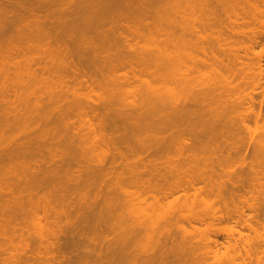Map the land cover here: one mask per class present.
<instances>
[{
    "label": "rangeland",
    "instance_id": "obj_1",
    "mask_svg": "<svg viewBox=\"0 0 264 264\" xmlns=\"http://www.w3.org/2000/svg\"><path fill=\"white\" fill-rule=\"evenodd\" d=\"M64 1H66L65 4L53 2L47 4L43 3L37 6L36 10L52 16L51 19L49 18L50 20L44 17L45 20H49H46L45 23L41 22L43 18L40 21L41 23L39 22L40 24H35V22H33L35 20L27 23L25 19V21H17L15 24L4 28L0 27V99H4L0 100V148L3 147V149H6V146L7 148H20L22 143V145L26 144V140L30 135V137L44 136L42 139L43 141H41V139L39 141L40 137L36 139L35 142L33 140L34 137L29 138L33 140L30 141L29 145H31V142H34L37 145L32 146V148H40L41 150L44 149V146L41 148V143L46 140H44V138L50 137V135L48 136L47 134V129L50 128L49 126H51V128L55 126L52 125L54 119L52 120L50 116L53 117L56 109L58 108L57 110L59 111L61 107H64L68 113V115L65 117V121H69L70 129L74 130L73 128H75L82 135V139L80 141L76 139V144L79 147H83V149L75 151L79 156L90 159L96 158V155L100 154V149L103 144L102 141H97L96 134L97 136L100 134V129L97 127V122L100 119L98 117H101V115L104 125L106 123V120L104 122V119L109 117L117 120L116 123L120 126L128 124H140L142 126L143 133L140 135L138 141L135 138L129 137L128 140L131 142V145H139L142 143L154 145L158 142L156 140V136L160 137L161 135L159 142L163 143V148L161 149L157 147L158 150L157 148L155 150L154 148L153 150L151 148V150L149 149L150 151L146 149L147 152H143L144 149H142L143 151H138L135 148L137 153L135 152L136 154H133V150V152L129 151L128 144L130 143H126L128 148L126 147L124 142V140L126 141L125 137L123 140L116 134V129L113 128L114 124L107 125V128L104 126L106 129L104 131L108 133V136H114L116 138L117 136L119 137V140L117 138L118 144L116 143V146L119 145L121 147L120 149L123 150L122 151L116 147V150L113 151L114 148L112 149V153L109 149V153L115 155L113 152L118 153L120 150V152H123L122 155L126 157L128 155L129 157H125L126 162L123 160L124 156L119 158L121 160L118 159L119 161L117 165H119V168L117 169V173L118 171L121 173L117 174L116 177L115 175L112 176V174L110 178L111 181L108 179V182H110L112 187L116 186L115 188L119 191V195L121 197H118L121 200L116 204V206L114 205L115 207L113 206L112 212H108L109 215L108 213L107 215L104 214L107 208L105 209L103 207L108 203L106 204L105 202L103 203L102 201L98 200H101V197L105 198V196L108 194V183L106 184V182L102 181L100 178H92L94 182L91 183L89 181L91 185L88 184V187L86 186V191L85 189L79 191L78 189H81L79 188L81 187V184H79L80 186L77 184L79 182H83L80 180L86 178L89 180V176H83L87 172L82 171L81 169L83 167L80 169L78 167V163L77 165L74 163V165L78 168H73L75 167L73 162L69 165V167L73 165L72 171L73 169H76V171L77 169H80L82 172L80 170L78 171L79 174L81 172V179H72L75 176L74 174H77V172L75 173V171H73L72 173L71 171L73 175L72 176L71 174H67L69 171L65 173L66 171L64 170L63 172L67 175V177L65 174L60 175H63L67 181H65L64 178L60 179L64 180L66 183L62 181V183H64L62 185L60 184L61 181L59 180L57 185L56 182L53 183L56 186V189H54L55 186L50 188L52 185L49 182L50 184L47 186L44 184V189V187L41 188L43 184V182H41V185H39V190L41 189V191L37 190V187L35 189L38 196L35 194L36 192H33V189L32 194L25 192V194H28L27 198L24 197L26 199L25 200L23 198L25 194H23L24 191H22L24 189H21L24 188L25 184H22L23 186L21 185L22 187L20 188L22 194L20 195L23 196L22 198L20 197V201H25L24 203L27 201L28 202L26 203L27 205L23 204L22 208L21 204L20 208L15 209L14 212H12L11 209H14L13 203L16 204V201H13L12 203V199L17 200V196H20L18 193L13 192L12 195H14V197H9V194H11L9 192L14 191V189H18L14 188L16 184L14 187L8 186L10 185L9 183H11L10 180L14 178L9 176L12 174L11 172L14 170V168L11 167L9 171H7L9 173L13 168L8 175L5 174L7 173L6 169H3V172L0 170V195L5 194L6 192L2 193V191L5 188L8 189L10 187L9 190H7L8 195H6V197L3 195L2 197L10 199V204H8L9 201L5 199L7 202V204L6 202L5 204L8 205V207L9 205H13V207H9L11 208L10 211L5 213L8 207H4V199L1 200L2 197H0V264H99V261L103 264H130V262L132 264H146V262L148 263L151 261L153 263L156 262L155 264H163L162 259H164V264H218V262H213V259L217 257L208 255L204 256L202 254L203 248L198 246V241H203L201 238H208V240L217 239L218 241H216L219 242V244H217V252L219 257L225 261H229L228 264H239L238 262L241 261V256L245 254L243 247L241 246L239 251H236L231 247L226 248L227 246L225 245L228 244V240H231L232 242L235 241V237L238 236V230H243L247 234H253L247 227H242L243 219L246 218L248 221L255 223L264 238V155L262 154V144L264 141V0H179L173 3V5H167L165 3L158 5L155 4L145 11L142 10L141 6L138 10H135L130 15L127 21L120 19L117 21H105L104 23L95 22L93 27H88L86 20L85 22L79 20V24H75L71 10H74V8L78 7V5L83 6L84 4H81L82 1L63 0V2ZM89 1L93 3L94 7L95 5H99L97 3L98 0ZM72 2L75 5H72ZM184 20H187L188 23L191 24V28L186 26ZM84 34L93 37H97L99 35V40L103 41L104 44H110L115 49H119L118 52H120V54L116 55L115 60L111 63V65L106 67L97 68L94 66H83V68L86 69H84L85 71L83 70L84 72L88 70V76H82L84 75L82 72H80V74L78 73L79 69L82 67H78V69L77 67H72V69L75 68V70H77L76 72L75 70L68 71L71 68L70 66V68L63 69L61 72L58 71L57 66L60 62L59 53L61 52V48H65L63 45L66 46L67 44L68 47L73 49V47L76 45L75 41L80 40ZM55 35L57 37H55ZM127 39H129V41H126ZM189 40H191V50L188 48V51H191V60L208 59L210 63H216L222 68L226 79L222 80L221 85L218 86L219 89L216 87L214 92L217 95L220 91H222L225 101L218 100L214 103L211 102V104H209L211 109H208L209 106L207 102H205L207 105L203 103L205 106L197 102L199 103V107L202 108L203 105V113H208L210 110L211 113L208 115L204 116L202 114V116L199 113L202 111L201 108V111H197L196 108L194 109L193 105L198 106V104L192 101L191 102L193 105L190 102L187 103L192 105V107L191 105L189 107H191L193 110H196V113L200 114L201 118L206 117L207 120H209V118L211 119L212 112H214V108L212 109V107L220 105L223 110L221 119H224H219V117L215 116L216 114L213 113L212 118L214 119L215 117L219 120L217 119V121L211 119L209 121H211V124H214L217 121L218 125L216 123L214 126H210L204 125L206 124V121L204 124H202V122H204L203 119L196 115V117L201 120V123L199 122L200 124L198 125V122H196L198 121L197 118L193 121L194 125L196 122L199 126H194V130L197 133H194L197 136H195V138L193 137V134L191 135V133H193L191 132L193 125L191 128H189L187 124L179 123V128L171 127L169 121L164 119V121L160 124L161 128H159V131L163 132L158 134L156 133L157 129L154 127V114L157 111H169L171 109V104L162 103L157 98L159 95L168 96L171 94V92H173L172 88L174 87V80H176L179 75L176 77L175 73H173L175 70L171 69L170 67L168 68L166 66V69H162L157 66L153 60L149 61L147 59L148 54L145 53L146 47L163 44L164 42L170 46H182L185 41L188 42ZM128 42L131 43V48L133 50L127 47V45H129ZM58 46L60 47V50H58L59 52H57ZM183 46L185 48H180L187 51V46ZM252 47H255L256 51H261L259 53V55L261 54L260 57L252 52L248 53V48ZM185 50L184 52H186ZM66 51L67 49L64 53L62 51V53L64 55H68L69 53L66 54ZM181 51L183 52V50ZM257 59L261 60V70L254 71L248 69V65ZM45 60L47 61V65L43 68L40 67L45 63ZM189 62L190 61L187 60V63ZM229 64H234V67L228 66ZM209 71L214 76L210 78L217 81V72L214 69H210ZM196 76H200V73ZM201 76L204 78L201 80H205L207 77L205 74H201ZM201 76L198 78H201ZM255 78L257 81L254 82ZM204 82L205 81H203L202 84L203 86H205ZM203 86H199L200 90L208 88L207 86ZM193 88L195 90L196 88L197 90L199 89L198 86H194ZM197 90L196 92L194 91V94L199 93ZM83 105H88L91 107L95 106L96 109L94 110L95 107H93V109H87V107L84 108ZM54 107L57 108L54 110ZM192 109L191 111H193ZM51 110L52 112L50 113ZM96 110L100 113V115H98L99 113L96 114ZM142 112L143 116L140 117L139 113ZM58 113L59 112L56 114ZM129 113L130 116L128 117ZM193 113L191 114V117H194L195 114ZM104 114H106L107 117ZM209 115L210 117L207 118ZM45 116L49 117H46L48 120L51 119L50 121H47V126L49 128H46L47 119L45 120V118H43ZM53 118L57 120L56 118L60 117L57 116ZM85 118H87L86 122ZM111 118H109V120ZM39 119H41L42 122H40ZM109 120L107 122H110V124L114 121ZM192 120L193 119L191 118L189 121ZM209 121H207V123ZM38 123L40 124L38 125ZM41 123L45 125H42ZM42 126H46L45 129L47 132L44 131ZM56 126L57 128H60V134H66V126L64 122ZM197 127L198 129H195ZM39 129H43L42 131H44L47 135H44V132L40 131ZM37 130L40 131L38 132L41 133V135H35ZM93 130H96L95 134L93 133ZM51 140L52 139L50 138L49 141ZM57 140L60 141L61 139L59 138ZM36 141H39L40 145H38L39 143L37 142V144ZM53 141L56 140H52V142ZM58 141H56V143ZM34 143L33 145H35ZM60 143L56 145L58 148L62 147V144L59 145ZM44 144H46V142ZM51 144L53 143H50V146L52 147ZM109 144L111 146L112 143ZM50 146L48 145L49 149ZM53 147H55V145H53ZM221 147L223 148V151ZM48 148L44 149L45 152L44 150L42 151L44 153H48L50 151ZM55 148L52 149L53 153L51 152L52 154L50 153L51 156L49 157L52 158V156L55 154L54 152L57 150L59 151L56 153L60 152L61 154L59 155L58 153L59 156L55 154L57 155V158L54 155L53 160L49 159L50 162H54V159H58V157L63 155L61 148ZM188 148L190 151L192 150L191 152L195 154L197 153L196 156L201 160L196 159L198 161H194L195 155L193 153L188 155ZM195 148L197 151H195ZM181 149L184 151L186 150L187 152H185L183 156L181 155V152H184L183 150L181 151ZM218 149L221 153L218 151ZM216 150L218 153H216ZM29 152L30 158L35 155H38L36 156L37 158H41V156H39L40 153H35L37 151H32L34 154H31V151ZM130 152H132V155ZM26 153L28 154V152ZM138 153H140L142 156H140ZM23 154L24 160H21V162L27 163L29 156L28 158L26 157L27 160H25V156L27 154L25 155V152ZM137 154L140 156V158L145 156L144 159L147 160V163L151 161L149 164H147L149 165L147 167L146 165L141 164L143 168L141 170H144V172H146L145 168L147 171L149 170L148 167H150V164H152L150 169L154 166L159 170L161 169L160 166L166 169L174 166L173 170L176 167L177 171L174 170L175 174L166 178L158 177L161 178L158 179L154 177L155 180L153 178L155 175L149 174L148 176L146 172L143 180H137L135 177H131L127 170V165L128 167H131V163L132 165L134 162L135 165L138 164L136 163L138 160ZM186 154L189 156L187 157L189 161L186 159L184 161L185 167L182 168V165L179 163L180 161L183 162V157H185ZM47 155L45 154V157ZM217 155L218 158H216ZM219 155L220 157H223L220 158ZM108 156L112 158L110 154H108ZM36 157L33 158L36 159ZM109 157H107V160L105 161L106 167L109 165H107L109 162ZM190 157L194 159L191 161V163L190 160L192 159ZM206 157H215V160L218 162L214 164L216 161L212 158L206 164L205 161L207 162V159L204 161V158ZM181 158H183V160ZM44 159L47 160L46 166L49 168L48 163L50 162L47 158ZM148 159H150V161ZM170 159H175V162ZM176 159H180V161H177ZM122 160L124 163L121 162ZM140 160H143V158ZM140 160L139 162H141ZM211 160H213V162ZM31 161L33 162L32 164L35 165L34 168L31 164L29 165H31V168L34 170V172H36V164L39 163L38 166H40V162L42 160L40 161L39 159V162L37 161V163L36 160H34L35 162L33 160ZM56 161L57 163L59 162V160ZM127 161H131V163L129 162L130 166ZM12 163L13 162L10 164L8 163V166H3V168H7L8 170ZM45 163H41L42 169L46 167ZM125 163L128 164L126 165ZM52 164L54 165L55 163H51L50 167ZM81 164L83 163H80V165ZM139 165L140 164L137 166L139 167ZM155 168L152 169L154 170ZM37 170L39 172L42 171L41 173H43V170L39 169V167ZM150 171L152 170H149V172ZM44 173L46 174L45 171ZM13 174L17 175L15 171ZM93 174L96 173L93 172ZM93 174L92 177H95ZM88 175L91 176V173ZM15 177H17L18 180L15 178L14 180L19 181L23 176L21 177L17 175ZM18 177H21V179ZM238 178L239 182L236 181ZM74 180L79 182L77 183ZM232 180L238 187L235 184V186H230V184H233V182L231 183ZM6 181L10 182L8 183ZM141 181L143 182L141 183ZM194 181H196L197 189L194 187L192 188L191 186L189 187L188 185V183ZM5 182L6 184L8 183L7 187H5ZM72 182H75V184L77 183V187L73 188L74 184ZM84 182L88 183L87 180H84ZM113 182L114 184H112ZM115 182H118V184ZM16 183L19 186L18 182ZM237 183H239V185ZM58 184L62 187H59ZM97 184H99V187ZM102 184L105 185L100 187ZM64 185L65 188H67L65 193H63V190H65L63 187ZM67 186H72V188H68ZM232 186L235 188H230L232 189L230 190L229 187ZM121 187L125 193L120 191ZM98 188L100 189L97 190ZM227 188L230 191L227 190ZM10 189L13 190L10 191ZM42 189H44L43 192ZM101 189L107 194L104 193L105 195L102 196V192V195H100ZM28 190L29 188L26 191ZM45 190L46 192L51 190L49 192L50 194H48V192L45 194ZM60 190H62V192ZM4 191H6V189ZM82 191L86 193V198L84 197V194L81 193ZM169 191L171 192L169 193ZM38 192L41 193L39 194ZM53 192L57 193L53 196ZM96 192L98 193L96 194ZM126 193L128 195L131 194V196H127ZM184 193H186L187 196H185L186 194ZM31 195L36 196L33 198ZM68 195L70 196L69 199ZM28 196H31L30 199H33L32 202L34 204L32 202V204L29 203ZM81 198L83 202L86 200V203L91 201V203L88 202L85 204L86 206L92 204V201L94 202L98 200L95 202L97 204L98 202L99 204L102 202L103 206L97 205L98 210L99 207L101 208V211L99 212L96 210V204L93 205L94 209L96 208L94 213L95 211L98 212V214L103 213L105 216H107L106 218H108V220L105 218L107 222L103 221L102 224L99 221L100 225L97 226L99 224L97 221L99 218H96L99 216H96V213L94 215L91 214V210L93 209L91 207L89 208L90 211L86 209L88 212H90L89 214L86 213L87 211L85 209L84 211L86 212L80 209L84 205H81L82 207L80 206V208L78 207L79 203L81 204ZM52 199H54V201ZM42 205L45 207V209L48 206L46 210L50 211V213L45 212V210H43L44 207H42L38 208L40 212L37 214V207ZM256 205L259 206V209H257L258 207ZM34 206L35 208H33ZM63 206L67 209L70 208L67 211L72 210V212L76 210L74 208L77 207V210L75 211L76 214H79V208L86 214L87 217L89 216V219L85 218V220H87L84 221V223H89L85 225L83 221H81L82 223L79 222V215L81 218H83L81 214H77L78 216H75V218L73 217L75 212L73 214L72 212H69V215L66 212V214L63 211L65 209H61ZM252 206H256L257 208H253ZM2 207L6 209L4 213V209H2ZM260 208L263 210H260ZM102 209H105L104 212H102ZM229 209H239L240 212L237 210V217H229L227 215V211ZM42 210L44 212H42ZM242 210L243 215L241 213ZM61 213L62 215H60ZM147 213L151 215L150 218L147 217ZM103 214L100 216L103 217L102 220H105ZM173 214L177 215L173 216L172 224L168 226V228L173 233L172 240H170L171 242L168 241V243L170 242L168 246H171L172 250L170 249L171 247L167 248V245L165 246L167 250L165 247H161L162 249L165 248V251L170 250L168 252L173 254L170 256L169 254L167 255V252V256L163 254L166 259L164 257L161 259L162 255L160 256V254H162L164 250L160 249L162 253H158L160 250L156 248L158 251H155V241L156 237L158 238L157 226L159 225V221L162 222ZM94 216L96 217V220H94ZM90 218H93L92 220H94H91V224ZM44 219L48 221H45ZM75 219L78 220L76 221ZM201 219L204 221H201ZM73 220H75L76 223L73 222L72 224L71 222ZM261 220L263 223H261ZM48 222L49 225L51 222L52 225L56 224L53 225L54 229H52L53 226H49L51 227V229H49ZM93 222L97 224L94 225ZM74 224L75 226L72 228ZM142 225H144V229L140 228ZM194 226L197 228H194ZM75 227L77 228L75 229ZM55 237H57V239ZM129 238L130 241L134 242L133 247L135 248V253L132 252L131 256L127 252L120 253L118 248L119 246L116 243L118 242L119 244H124L120 242L124 241L125 239L126 243L128 242L127 240H129ZM108 243L109 245L111 244V247H109L110 251H113L111 250L113 248L116 249L113 251V254L117 251L115 253L117 256H111V262L108 261V256L111 254L106 253L109 249V245H107ZM99 245H101L103 248ZM192 245L195 246L193 247ZM255 245H257L256 242L253 246ZM173 249L174 252H171ZM260 252L261 255L264 254V245L261 246ZM108 253L110 252L108 251ZM119 253L121 255H119ZM151 253L154 255H156L155 253L159 254L160 257L157 255V257H159L158 263L156 261L157 257L153 256ZM124 254H127L129 258H122L125 256ZM147 254H149L148 257ZM105 255L108 256L105 257ZM152 256L154 257L153 259ZM115 257L116 261H113L115 259L112 258ZM144 257L146 258L145 261ZM149 257L151 258L147 259ZM232 257L236 259V262H231ZM105 259H107V261Z\"/></svg>",
    "mask_w": 264,
    "mask_h": 264
},
{
    "label": "bare ground",
    "instance_id": "obj_2",
    "mask_svg": "<svg viewBox=\"0 0 264 264\" xmlns=\"http://www.w3.org/2000/svg\"><path fill=\"white\" fill-rule=\"evenodd\" d=\"M80 1H82V3L81 4H84L83 6H79L78 5V7H75L74 8V10L72 9L71 11H72V15H73V19L75 20V24L76 25H78L79 24V20H82V21H84L85 22V20L87 21V24H88V27H93L94 26V23L95 22H99V23H101V22H105V21H111V20H115V21H117V20H120V19H123L124 21H127V19L130 17V15L135 11V10H138L141 6H142V10H147L149 7H152L153 5H158V4H162V3H165V4H167V5H173V3H175V2H177V1H179V0H98V6H96L95 5V7L93 6V3L91 2V1H89V0H80ZM58 3V4H65L66 3V1H64L63 2V0H0V27H2V28H4V27H7V26H10V25H13V24H15L17 21H19V22H22V21H25V19H26V21H27V23L29 22H32V20H35V21H33V22H35V24H38L40 21H41V19H42V21L41 22H46V20H48L49 18L51 19V15H49V14H47V13H42V12H40L39 10H36L37 9V6L38 5H40V4H47V3ZM37 4V5H36ZM72 5H75L73 2H72ZM44 17L45 18H48V19H44ZM27 18H29V19H27ZM49 19V20H50ZM48 20V21H49ZM183 20V19H182ZM40 22V23H41ZM184 22H185V24H186V26L187 27H189V28H191V24H189L188 23V21L187 20H184ZM39 23V24H40ZM78 27V26H77ZM192 33V32H191ZM55 37H57L56 35H55ZM126 41H129V39H127ZM75 46L73 47V49H71L70 47H68V45L66 44V46L65 45H63L66 49H67V51H66V54L67 53H69L68 55H64L63 53L65 52V48H61V50H60V47H61V45H60V47L58 46V48H57V52H59L58 50H60L61 52L59 53V56H60V62H59V64H58V66H57V70L58 71H60L61 72V70L63 71V69H67V68H70L68 71H74L75 70V68L77 67V69H78V67H82L83 68V66H87V67H89V66H94V67H97V68H100V67H106V66H108V65H111V63L115 60V56L116 55H118V54H120V52H118V50L119 49H115V48H113L110 44L109 45H107V44H104V42L103 41H101V40H99V35L96 37H93V36H88L87 34H84V36H82L81 38H80V40H78V41H75ZM128 44L129 45H127V47H129V49H131V50H133L132 48H131V43L130 42H128ZM183 45H185V46H187V51L185 50V49H181L180 47H184ZM182 46H176V45H172V46H170V45H168V44H166L165 42L163 43V44H159V45H155V46H150V47H146V51H145V53L146 54H148V57H147V59L150 61V60H153L154 61V63L157 65V66H159L160 68H162V69H166L165 67L167 66L168 68L170 67L171 69H173V70H175V72L173 71V73H175V75H176V77H177V75H179L178 76V78H176V80H174V87L172 88V90H173V92H171V94L170 95H168V96H165V95H159L158 96V100L160 101V102H162V103H170L171 104V109L169 110V111H166V112H159V111H157V112H155V114H154V117H153V121H154V127L157 129V131H156V133H162L163 131H159V128H161V126H160V124L164 121V119H166L167 121H169V123H170V126L171 127H176V128H179L180 126V124H187L188 126H189V128H191V126L193 125V129H191V132H193V133H191V135L193 134V137L195 138V136H196V132H195V130H194V126L196 127V126H198L201 122V120L199 119V118H201V115L203 114L204 116L205 115H208L209 113H211L210 112V110L208 111V113L206 112V110H205V112L206 113H203L204 111H203V105L205 106V102H207V104H208V106H209V104H211V102H217L218 100H220V101H225V99L223 98V94H222V91H220L217 95L214 93L215 92V89H216V87H217V89H219V87L218 86H220L221 85V83H222V80L223 79H226L225 78V73L223 72V70H222V68L221 67H219L216 63H210L209 62V60L207 59V60H205V59H192L191 60V51L189 52L188 51V48H190V50H191V40H189L188 42H186L185 41V43L183 44ZM62 46V47H63ZM185 48V47H184ZM183 50V52L181 51V50ZM181 52H180V51ZM184 50L186 51V52H184ZM62 51H63V53H62ZM134 51H135V49H134ZM187 52H189V53H187ZM254 53V54H256L258 57H260V55H259V53L261 52V51H256V48L255 47H252V48H248V53ZM187 55V56H186ZM69 56V57H68ZM184 56H186V57H184ZM237 58H239V57H237ZM187 60L188 61H190L189 63H187ZM47 61L45 60V63L44 64H42L40 67H45L46 65H47V63H46ZM39 64H41V63H39ZM77 64H80V65H82V66H80V65H77ZM77 65V66H76ZM70 66V67H69ZM215 66H217V67H215ZM228 66H230V67H234V64H229ZM72 67H75L74 69H72ZM79 69V71H78V73L80 74V72H82L84 75H82V73H81V75L82 76H85V75H87L88 76V74H89V72H84L86 69L85 68H83V69ZM248 69H251V70H261V68H262V63H261V60L260 59H257V60H255V61H253V62H251L249 65H248V67H247ZM85 69V70H84ZM210 69H214L216 72H217V77L219 78H217V81H215V80H212L211 78L212 77H214L212 74H211V72L209 71ZM80 70H82V71H80ZM84 70V71H83ZM169 70V69H168ZM64 71H67V70H64ZM77 70H75V72H76ZM77 73V74H78ZM196 73H198V74H196ZM199 73H200V76H201V74L203 75V74H205V76H207V77H209V78H207L206 77V79L205 80H201V79H204V78H202V76H201V78H198V77H200V76H196V75H199ZM257 73V72H256ZM76 74V73H75ZM196 74V75H195ZM212 76H211V75ZM254 74V73H253ZM86 76V77H87ZM204 76V77H205ZM86 77H84V78H86ZM211 77V78H210ZM259 77V76H258ZM196 78H198V79H196ZM199 79H200V81H199ZM215 79H216V76H215ZM253 79V78H252ZM85 81H86V79H85ZM202 81V82H201ZM203 81H205L204 82V84H205V86H207L208 88L207 89H201L200 90V88H199V86H203L202 84H203ZM214 81V82H213ZM255 81H257L256 80V78H255V80H254V82ZM196 84V85H195ZM200 84V85H199ZM207 84V85H206ZM197 87L198 86V90H197V88H196V90L197 91H199V93L198 94H194V91L196 92V90L193 88V87ZM205 86H203V87H205ZM217 91V90H216ZM164 94H166V93H164ZM4 97H5V95H4ZM2 100H4L3 98H1ZM0 99V100H1ZM7 100V99H6ZM140 101H142V100H140ZM194 102V103H196V104H198V108L196 107V106H194L193 104H192V102ZM4 102V101H3ZM187 102H190L192 105H193V107H194V109L196 108V110L197 111H201V109H202V111L201 112H199L200 114H197L196 113V110H193L191 107H192V105L191 104H188ZM197 102H199V103H201V104H203V103H205V104H203L202 105V108L201 107H199V103H197ZM188 104V105H187ZM201 104H200V106H201ZM206 104V105H207ZM100 106H102L101 104H99ZM191 105V107H189ZM97 106H98V104H97ZM211 106H213V105H211ZM83 107L84 108H86L87 107V109H93V107H95V106H93V107H91V106H86V105H83ZM210 107V106H209ZM208 107V109H211V107L209 108ZM57 108V107H56ZM55 107H54V110L56 109ZM193 110V111H191V109ZM201 108V109H200ZM205 108V107H204ZM214 108V109H213ZM221 108V106L220 105H218V106H214V107H212V109H213V111L214 112H212V117H213V113H215L214 115L215 116H217V117H219V119H221L222 118V114H223V110H222V108ZM58 109V108H57ZM56 109V113L57 112H59L58 114H56L55 112H54V116L53 117H60V118H56L57 120H55V118H53V117H51L50 116V118H52V120L54 119V121H55V124H54V121H53V123H52V125H55V126H53V128H51V126H47V121H50L51 119H47V118H49V117H47V116H45V117H43V118H45V120H46V126H42L43 128H44V131L45 132H47V134H48V136L50 135V137H46V138H44V142H42L41 143V148L44 146L45 148L44 149H46V148H48V145L50 146V143H53V144H51L52 145V147H53V145H55V147H57V148H55V147H53V148H55V149H62V153H63V155L62 156H60V157H58V159H54V162H50L49 161V159H51V160H53V156L55 155V154H57L58 155V153H59V155L61 154L60 152H58V153H56L57 151H59V150H57V151H55V149H54V155L52 156V158H50L49 156H51V154L53 153V151H52V147L50 146V151L48 152V153H44L45 152V150L44 149H42V150H44V152L40 149V148H32V146H37L34 142H35V140L36 139H38L39 137V141H40V139H41V141H43L42 139H43V137H41V136H39V137H34V136H31L30 137V135H29V138H33V140H34V142H31V145H29L30 144V141L32 140V139H29L28 137V139L26 140V144H24V145H20V148H12V147H9V148H7V146H6V149H3V147H1L0 148V161H3V162H0V170L3 172L5 169H6V172L7 171H9V169L11 168V167H13L14 168V170L12 171V169L10 170V172L13 174L14 173V171H15V173L18 175V176H23V177H25V178H23L22 177V179H21V177H18V178H20L21 180H19V181H17L18 179H17V177H15V176H17V175H15V174H10L9 176L11 177V178H15V179H17V180H14V178L12 179V180H10L11 181V183H9L8 181H6V182H8L10 185H8V183L6 184V182H5V187H7V185L8 186H13L14 187V185H15V187L14 188H18V189H14V191H12V192H9V193H11V194H9V197H11V198H13L14 197V195H12V193L13 192H16V193H18L19 195L20 194H22L21 193V191H20V188L25 184V186H26V188H25V186H24V188H21V189H24V190H22V191H24V193L23 194H25V192L26 193H30V194H32L33 192L35 193L36 191H35V189H36V187H37V190H39V185H41V182H43V184H42V187L41 188H43L44 187V189H45V186H47V185H49L50 183H51V187L50 186H48V187H50V188H52V187H54L55 185L53 184V183H55L56 182V185H57V183H58V181L60 180L61 181V183L60 184H64V183H66L65 181H67V180H65V178H64V176L63 175H60V174H65V173H67L68 171V175L69 174H71L72 175V173H73V171H75V173L77 172V174H74L75 176H74V178H72V179H77V180H79V179H81L80 177L82 176V175H80L81 174V172L82 171H84V172H87V173H85L83 176L84 177H87V176H89L88 178H89V180L86 178V179H83V180H80V181H83V182H79V181H77V180H74V181H76L77 183V185L78 186H80L79 184H81V187H79V188H81V189H78L79 191L80 190H84L85 188H86V186L88 187V184H90L89 183V181L92 183V182H94V180L92 179V178H94V179H102V181H104V182H106V184H107V189L109 190V191H107L108 192V194L106 193V192H104V190L102 191V189H101V194L100 195H102V192H103V195L102 196H104L105 194H107L106 196H105V198L104 197H101L102 199L100 200V199H98L99 201H102L103 203L105 202L107 205V207L106 206H103L102 205V202L99 204V202H98V204L97 203H95L96 201H98V200H96V199H94V200H96V201H92V204H88L89 206H86L85 204H87L86 203V200H84V202L82 201V198H81V204L79 203V208H80V206L82 205H84L82 208H80V209H82V211H84V209L86 210H88V211H90V207L93 209V210H91V214L92 215H94L95 213L97 214L96 216H99V217H95L94 216V220H96V219H98L97 221H98V223H99V221H100V223H102L103 221H106L107 222V220H108V218H106L107 216H105L104 214H106L107 215V213L109 212V211H111L112 212V209H113V206L115 205L116 206V204L121 200V199H119V198H121L120 197V195H119V191L115 188L116 186H114V187H112L111 186V184H110V182H108L109 180H110V178H111V175L112 176H114L115 175V177L117 176V174H120L121 172H119L118 171V173H117V169L119 168L118 166L119 165H117V163H118V161L119 160H121V159H119V158H121V157H123L124 155H122V153L123 152H120V150H122V149H120L121 147L119 146V145H117L116 146V143L118 144V140H119V137H121L123 140H124V137H125V139H126V141L124 140V142H125V144L127 143H130V144H128V147H129V151H134V153L133 154H136L137 153V150L138 151H140V150H142V149H144V151L143 152H147V150H151V148H152V150H153V148H154V150L158 147V148H163V143H160L159 142V140H160V138H161V135H160V137L159 136H156V140L158 141L157 143H155L154 145H149V144H144V143H142V144H139V145H131V142L128 140V138L129 137H132V138H135L137 141H138V139L140 138V135L143 133L142 132V126L140 125V124H128V125H122V126H120V125H118L116 122H117V120H114V118L112 119L111 117H109V115H108V117L109 118H111L110 120H109V118H107L109 121H113V122H111V124H110V122H107L108 120L107 119H104V122H105V120H106V123H105V125H104V123H103V119H102V115H101V117H98V115H100V113L97 111L98 110V108H97V110H96V114L97 113H99L98 115H97V117L98 118H100L99 119V123L97 122V127L100 129H98L99 130V132H100V134L97 136V134H96V138H97V141L98 142H100V141H102V144H103V146L101 147V149H100V154H98V155H96L97 157L96 158H90V159H88V158H84V157H82V156H79V155H77V153L75 152V151H77V150H79V149H83V147H79L77 144H76V139H78V141H80L81 139H82V135H81V133L80 132H78L75 128H73L74 130H72V129H70V124H69V121H65V117L68 115V113H67V111H66V109L64 108V107H61L60 109H59V111ZM96 109V107L94 108V110ZM206 109H207V107H206ZM53 110V109H52ZM52 110L50 111V113L52 112ZM53 110V111H54ZM195 111V112H194ZM212 111V110H211ZM194 112V113H193ZM195 114L194 115V117H191V114ZM48 115V114H47ZM50 115V114H49ZM57 115V116H56ZM104 115H106V114H104ZM196 115L197 116H199V118H197L196 117ZM202 115V116H203ZM211 115V114H210ZM210 115L209 116H207V118L208 117H210ZM94 116H96V115H94ZM130 116V113L128 114V117ZM139 116L140 117H142L143 116V112L142 113H139ZM193 116V115H192ZM224 116V115H223ZM47 117V118H46ZM96 117V118H97ZM104 117V116H103ZM106 117H107V115H106ZM105 117V118H106ZM211 117V119H213ZM43 118H42V120H43ZM97 118V119H98ZM191 118L193 119L192 121H189V120H191ZM198 119V121H196V122H198V125H197V123L195 122V125H194V119ZM201 119H203V121L204 122H202V124H204L205 123V121H206V124H204V125H210V126H214L216 123H217V125H218V120L214 117V119L213 120H217L214 124L212 123L211 124V121H209V120H211L210 118H209V120H207L206 119V117L204 118V117H202ZM206 119V120H205ZM224 119V118H223ZM223 119H221V120H223ZM40 120V122H42L41 121V119H39ZM44 120V121H45ZM86 120H87V118H85V122H86ZM220 120V121H221ZM207 121H209L208 123H207ZM219 121V122H220ZM65 123V126H66V134H60L61 132H60V128L58 127L57 128V126L56 125H58V124H60V123ZM193 122V123H192ZM200 122V123H199ZM213 122V121H212ZM45 123V122H44ZM57 123V124H56ZM109 123V124H108ZM180 123V124H179ZM192 123V124H191ZM222 123V122H221ZM40 123H38V125H39ZM42 125H45V124H43V123H41ZM114 124V125H113ZM107 125H113V128H115L116 129V134L119 136H117V138H118V140H117V138L116 137H114V136H108V133L107 132H105L104 130H106L105 128H107ZM216 125V126H217ZM104 126H105V128H104ZM210 126H208V127H210ZM41 127V128H42ZM45 127L46 128H49V129H51V130H49V129H47V131H46V129H45ZM199 127V126H198ZM198 127L197 128H195V129H198ZM204 127V126H203ZM37 128H39V127H37ZM40 131H42L41 129H39ZM39 130H37V133H35V135L36 136H38L39 134L41 135V133H39L40 131ZM39 131V132H38ZM44 131H42V132H44ZM77 131V132H76ZM205 131H206V128H205ZM44 132V135L46 134ZM50 132V133H49ZM199 132V131H198ZM93 133L95 134L96 133V130H93ZM194 133H196V134H194ZM46 134V135H47ZM43 135V134H42ZM175 135V134H174ZM197 137V136H196ZM50 138L52 139V140H56V141H58L57 139H61L60 141H61V143H60V141H58L57 143H56V141H53L52 142V140L51 141H49L50 140ZM49 139V140H48ZM32 140V141H33ZM108 140V141H107ZM135 140V141H136ZM191 140H192V138H191ZM25 141V140H24ZM39 141H36V143L38 144V145H40V142ZM29 142V143H28ZM46 142V144H44ZM50 142V143H49ZM33 143L35 144V145H33ZM58 143H60L59 145H61L62 144V147H60V148H58V146H56V145H58ZM109 143H112L113 144V147H112V144H111V146H110V144ZM44 144V145H43ZM127 144H126V147H127ZM137 144H138V142H137ZM47 147H46V146ZM115 145V146H114ZM129 145H131L132 146V148H131V146H129ZM3 146V145H2ZM31 146V147H30ZM110 146V147H109ZM226 146V145H225ZM262 146H263V148H262V154L264 155V141H263V144H262ZM29 147V148H28ZM112 147V148H111ZM118 148V149H120L119 151H118V153L117 152H113V154H115V155H112L111 153H112V149H113V151L114 150H116L115 148ZM127 147V148H128ZM166 147V146H165ZM194 147V146H193ZM193 147H191V148H193ZM224 147V146H223ZM4 148H5V144H4ZM126 148V149H127ZM135 148L137 149V150H135ZM139 148V149H138ZM158 148H157V150H158ZM228 148H229V146H228ZM28 149H29V151H31V154L33 153L32 151H37V152H35V153H40L39 154V156H41V158H37L36 156H38V155H35V156H33V155H31V156H33L34 158L36 157V159H34L33 157H31L30 158V152L28 151ZM34 149H36V150H34ZM38 149V150H37ZM40 149V150H39ZM109 149H110V151H111V153H109L110 151H109ZM117 149V150H118ZM147 149V150H146ZM189 149V148H188ZM187 149V150H188ZM220 149V148H219ZM218 149V151L220 152V150ZM221 149H222V151H223V148L221 147ZM227 149V148H226ZM4 150H7V151H4ZM149 150V151H150ZM183 149H181V151H182ZM2 151V152H1ZM39 151H41V152H39ZM123 151V150H122ZM127 151H128V149H127ZM132 151V152H133ZM148 151V152H149ZM189 151H190V149L188 150V155L189 154H191V153H193V152H191L190 151V153H189ZM195 151H197L196 150V148H195ZM194 151V152H195ZM218 151L216 150V153H218ZM25 152V155L27 154L26 152H28V154L25 156V160H27V158H28V156H29V158H28V160H27V163H28V165H27V163L25 164L24 162H21V160H24V154L23 153ZM52 152V153H51ZM132 152H130V154L132 155ZM136 152V153H135ZM183 152L184 153H182L181 152V155L183 156V154H185V152H186V150L184 151L183 150ZM44 154V157H43V154ZM51 153V154H50ZM187 153V152H186ZM215 153V152H214ZM221 153V152H220ZM223 153V152H222ZM20 154V155H19ZM34 154V153H33ZM42 154V155H41ZM45 154L47 155V154H50V155H47L46 157H45ZM108 154H110L111 155V157L112 158H110L109 156H108ZM118 154V155H117ZM126 154V153H125ZM138 154H140V153H138ZM137 154V155H138ZM194 155H195V160L194 159H192L191 157V159L192 160H190V163H191V161H198V160H201V159H198V157L196 156V154L195 153H193ZM192 154V155H193ZM57 155H55L56 156V158H57ZM58 155V156H59ZM116 155H117V157H116ZM121 155V156H120ZM127 155V154H126ZM20 156H21V158H20ZM23 156V157H22ZM119 156V157H118ZM134 156V155H133ZM139 156V155H138ZM137 156V158H138V162L136 161V163H138V164H142V165H146V167L147 166H149V165H147V164H149L151 161H150V159H148L150 162H148L147 163V160L146 159H144V157L145 156H143L142 158H143V160H140V159H142V158H140V156H142L141 154H140V156L138 157ZM27 157V158H26ZM49 157V158H48ZM61 157H62V159H61ZM107 157H109V162L107 163V165H108V167H106V165H105V161L107 160ZM126 156H124L123 158V160L125 161L126 160V158L128 157V155H127V157L125 158ZM186 157V158H185ZM185 157H183L184 158V160H183V158H181L182 160H183V162L182 161H180V159L179 160H177V161H180V165H182L181 167L183 168V167H185V164H184V161L187 159L188 160V158L187 157H189V156H187V154H186V156ZM219 157H220V155H219ZM223 157V156H222ZM222 157H220V158H222ZM44 158H47L48 159V161L50 162V163H48V165H49V168L46 166V164H47V160L46 159H44ZM55 158V157H54ZM61 160H60V159ZM129 158V157H128ZM140 158V159H139ZM193 158H194V156H193ZM213 158V157H212ZM212 158H210V157H206V158H204V161L207 159V162L205 161V163L207 164L209 161H210V159H212ZM216 158H218V155L216 156ZM38 159V160H37ZM39 159H40V161L42 160V161H45V162H40V166H38L39 165V163H37V161L39 162ZM115 159H117V160H115ZM119 159V160H118ZM196 159H198V160H196ZM209 159V160H208ZM214 160H215V157L213 158ZM7 160V161H6ZM16 160H18V161H16ZM31 160H36V172H34V170L31 168L32 166H33V168H34V164H32L33 162L30 161ZM56 160H59V162L57 163V161ZM121 161V162H123L124 163V161ZM127 160H129V159H127ZM139 160L141 161V162H139ZM170 160H173V159H170ZM175 160V159H174ZM173 160V161H174ZM219 160V159H218ZM78 161H80V162H78ZM135 161V160H134ZM133 161V162H134ZM189 161V160H188ZM188 161H186V162H188ZM212 162H213V160H211ZM216 162L214 163V164H216L218 161L217 160H215ZM220 161V160H219ZM5 162V163H4ZM11 162H13L12 164H11V166L8 168V170H7V168H3V166L4 167H7L8 166V163L10 164ZM35 162V161H34ZM72 162H73V165H74V163L77 165V163L79 164L78 165V167L81 169L82 167V171L80 170V169H77V171H76V169H73V171H72V167H73V165L71 166V167H69V165L70 164H72ZM121 162H120V164H121ZM126 162V161H125ZM128 162V161H127ZM130 163H131V161H129ZM128 162V163H129ZM143 162H145V163H143ZM175 162V161H174ZM173 162V163H174ZM185 162V163H186ZM212 162H211V164H212ZM41 163H45V166L48 168H46V167H44V165H43V169H42V164ZM51 163H55L54 165L52 164L51 165V167H50V164ZM80 163H83V164H81L80 165ZM94 163V164H93ZM96 163V164H95ZM116 163V164H115ZM127 163V164H128ZM130 163H129V166H130ZM193 163V162H192ZM3 164V165H2ZM7 164V165H6ZM29 164H31V165H29ZM91 164H93V165H91ZM126 164V163H125ZM126 164V165H127ZM138 164H136L135 165V162L133 163V165H132V163H131V167H128V165H127V170H128V174L131 176V177H135L137 180H143V177H145V174H146V172H147V174H148V176H149V174H152V175H155V176H153V178L155 177V178H158V177H163V178H166V177H169V176H173L174 174H175V172H174V170H176L177 171V169H176V167H175V169L173 170V168H174V166H171L170 168H168V169H166V168H163L162 166H160L161 167V169L159 170V169H157V167L155 168V166L154 167H152V168H155L154 170H156V171H154L152 168L150 169V167L152 166V164H150V167H148L149 168V170H152V171H150L149 172V170L147 171V169L145 168V171L146 172H144V170H141V169H143L142 168V165H141V168H140V165H139V167L137 166ZM188 164V163H187ZM117 167H116V166ZM209 165V164H208ZM213 165V164H212ZM53 166V167H52ZM75 166V165H74ZM187 166V165H186ZM211 166V165H210ZM38 167H39V169H41V170H43V173H44V171L46 172V174L44 175L43 173H41L42 171H38L37 169H38ZM77 166H75V167H73V168H76ZM77 167V168H78ZM145 167V166H144ZM212 167V166H211ZM46 168V169H45ZM59 168V169H58ZM86 168V169H85ZM213 168H214V166H213ZM4 169V170H3ZM45 169V170H44ZM116 169V170H115ZM66 171L65 173L63 172V171ZM78 170H80L81 172H80V174H79V171ZM71 171H72V173H71ZM91 171V172H90ZM9 172V173H10ZM93 172L94 173H96V174H93ZM149 172V173H148ZM153 172H155V173H153ZM8 172L7 173H5V174H9ZM41 173V174H40ZM91 173V176L90 175H88V174H90ZM4 174V175H5ZM43 174V175H42ZM83 174V173H82ZM87 174V175H86ZM92 174H93V176H95V177H92ZM7 175H5V176H7ZM59 177H58V176ZM66 175V174H65ZM70 175V176H71ZM76 175H80V176H76ZM110 175V176H109ZM152 175H150V176H152ZM56 176V177H55ZM61 176V177H60ZM63 176V177H62ZM70 176H68V177H70ZM73 176V175H72ZM71 176V177H72ZM53 177V178H52ZM66 177H67V175H66ZM70 177V178H71ZM75 177H77V178H75ZM90 177H91V179H90ZM54 178H56V179H54ZM58 178V179H57ZM60 178H64V180H62V179H60ZM70 178H69V180H70ZM152 178V177H151ZM155 178H154V180H155ZM51 179H54V180H51ZM68 179V178H67ZM109 179V180H108ZM145 179V178H144ZM158 179H161V178H158ZM14 180V181H13ZM57 180V181H56ZM68 180V181H69ZM84 180L86 181H88V183H85L84 182ZM239 180V178L236 180V181H238ZM54 181V182H53ZM62 181L64 182V183H62ZM111 181V180H110ZM13 182V183H12ZM15 182V183H14ZM16 182H18V184H19V186L17 185V183ZM45 182V183H44ZM50 182V183H49ZM71 182V181H70ZM143 181H141V183H142ZM233 182V184H230V186L231 185H236V183L232 180L231 181V183ZM239 182V181H238ZM73 183V182H72ZM115 183H117L118 184V182H115ZM23 184V185H22ZM44 184H45V186H44ZM74 184V186H73V188L74 187H77V185L75 184V182L73 183ZM72 184V185H73ZM83 184V185H82ZM87 184V185H86ZM112 184H114V182L112 183ZM238 185H239V183H237ZM22 185V186H21ZM38 185V186H37ZM66 185V184H65ZM65 185L63 186L64 188H65ZM85 185V186H84ZM91 185V184H90ZM98 185V187H99V184H97ZM105 185V184H104ZM103 184L102 185H100V187L102 186H104ZM188 185H189V187L191 186L192 188L194 187L195 189H197L196 188V181H194V182H190V183H188ZM234 185V186H235ZM18 186V187H17ZM58 186L59 187H62V186H60L59 184H58ZM57 186V187H58ZM69 186V185H68ZM67 186V187H68ZM237 186V185H236ZM4 187V188H5ZM47 187V188H48ZM58 187V188H59ZM71 188H72V186H70ZM70 187H68V188H70ZM238 187V186H237ZM3 188V189H4ZM10 188V187H9ZM9 188L7 189V188H5L6 189V191H2V193H5V194H1L0 195V197H2L3 195L6 197V195H8V192H7V190H9ZM12 188V187H11ZM29 188V190L28 191H26L27 189ZM182 189H184L183 187H181ZM230 188H235V187H229V189ZM13 189H10V191L11 190H13ZM26 189V190H25ZM34 189V191L32 192V190ZM44 189H42V192H43V190ZM54 189H56V186H55V188ZM61 189V188H60ZM66 189L67 188H65V190H63V188H62V190L64 191L63 193H65L66 192ZM100 188H98L97 190H99ZM191 189V188H190ZM194 189V190H195ZM228 188H227V190H229ZM17 190V191H16ZM58 190V189H57ZM62 190H60L61 192H62ZM71 190V189H70ZM69 190V191H70ZM230 190H232V189H230ZM229 190V191H230ZM39 191H41V189L39 190ZM51 191V190H50ZM49 191V192H50ZM54 191V190H53ZM59 191V190H58ZM57 191V192H58ZM73 191V190H72ZM75 191H76V189H75ZM85 191H86V189H85ZM120 191H122L123 193H125V191L122 189V187H121V190ZM48 192V191H47ZM46 192V190H45V194L47 193ZM48 192V194H50ZM56 192V193H57ZM78 192V191H77ZM77 192H76V194H77ZM88 192V191H87ZM90 192H91V190H90ZM171 191H169V193H170ZM15 193V194H16ZM39 194L41 193V192H38ZM56 193H54L53 192V196H54V194H56ZM59 193V192H58ZM81 193H83L84 194V197L86 198V196H85V192L84 191H82ZM81 193H80V195H81ZM93 193V192H92ZM92 193H90V194H92ZM98 192H96V194H97ZM105 193V194H104ZM17 194V195H18ZM28 194H25V196H23V195H20V196H17V195H15V196H17L18 198H17V200H13L12 199V203H13V201H16V204L15 203H13L14 204V209H11V208H9V207H13V205L12 206H10L9 205V207H8V205H6L7 204V202L5 201V199L6 200H10V199H7V198H4V197H2L1 198V200H3V202H4V207H8L7 208V210L6 209H4V207H2V209H4V211H3V213L5 212V210H6V212L5 213H7V211L9 212L10 211V209L12 210V212H14V210L15 209H17V208H20V205H21V208L23 207V204H26V203H24L23 201H20V199L22 198V196H23V198L25 197V198H27V195ZM35 194H37V192L35 193ZM52 194V193H51ZM98 194V195H99ZM115 194V195H114ZM184 194H186V193H184ZM10 195H12V196H10ZM42 195V194H41ZM40 195V196H41ZM58 195V194H57ZM87 195H88V193H87ZM92 195H95V194H92ZM109 195V196H108ZM126 195L127 196H131V194H127L126 193ZM166 195V194H165ZM31 196H33V198H34V196H36V195H31ZM31 196H28V198H29V203H31L32 201H33V199L31 200L30 199V197ZM37 196H38V194H37ZM40 196H39V198H40ZM45 196V195H44ZM61 196V195H60ZM59 196V197H60ZM69 196V195H68ZM67 196V197H68ZM76 196H78V195H76ZM76 196H75V198H76ZM83 196V195H82ZM185 196H187V194L185 195ZM190 196H191V193H190ZM21 197V198H20ZM56 197V196H55ZM58 197V198H59ZM63 197V196H62ZM66 197V198H67ZM81 197V196H80ZM83 197V198H84ZM93 197V196H92ZM119 197V198H118ZM179 197H180V195H179ZM24 198V199H25ZM37 198V197H36ZM35 198V199H36ZM44 198V197H43ZM54 198V197H53ZM70 198V196L68 197V199ZM99 198V197H98ZM104 198V199H103ZM15 199V198H14ZM38 199V198H37ZM63 199H65V198H63ZM72 199V198H71ZM77 199V198H76ZM91 199V198H90ZM26 200V199H25ZM28 200V199H27ZM53 201H54V199H52ZM67 200V199H66ZM117 200V201H116ZM63 201V200H62ZM80 201V200H79ZM5 202H6V204H5ZM37 202V201H36ZM72 202H75V201H72ZM129 202V201H128ZM33 203V202H32ZM31 203V204H32ZM43 203V202H42ZM45 203V202H44ZM49 203V202H48ZM82 203H84V204H82ZM89 203H91V201L89 202ZM94 203V204H93ZM8 204H10V201L8 202ZM34 204V203H33ZM36 204V203H35ZM38 204V203H37ZM50 204V203H49ZM96 204V206L98 205V206H100V205H102L105 209H106V212H104V210L105 209H102V212H104V214L103 213H101V214H98V212L99 211H101V208L99 207V210H98V206H97V209L96 210H98V212H96L95 211V213H94V206L93 205H95ZM6 205V206H5ZM27 205V204H26ZM61 205V204H60ZM64 205V204H63ZM76 205V204H75ZM92 205V206H91ZM105 205V204H104ZM46 206V205H45ZM59 206V205H58ZM101 206V207H102ZM114 206V207H115ZM257 206V205H256ZM255 206V207H256ZM42 207H44L43 205L42 206H39V207H37V209L36 210H38V208H42ZM52 207V206H51ZM86 207V208H85ZM88 207V208H87ZM102 207V208H103ZM253 207V206H252ZM255 207H253V208H255ZM258 207V208H257ZM256 208L257 209H259V206H257ZM261 207V206H260ZM33 208H35V206L33 207ZM47 208H48V206H47ZM46 208V209H47ZM54 208V207H53ZM74 208V207H73ZM78 208V212H79V214H81V216L84 218V220H83V218H81L80 217V215H79V222H81V221H83V223H84V221H86L87 219H89V216L87 217L86 216V214L84 213V212H86V211H84V212H82L80 209ZM45 209V207H44V209L43 210H45V212H49L50 213V211H48V210H46ZM62 210L63 209H65V210H63L65 213L67 212L68 213V215H69V212L71 213L72 212V210L71 211H67L68 209H70V208H64V206L61 208ZM74 209H76L77 210V207L76 208H74ZM73 209V210H74ZM256 209V210H257ZM262 208H260V210H261ZM42 210V212H44ZM52 210V209H51ZM61 210V211H62ZM76 210H74L73 212H72V214L76 211ZM238 211H239V209H237ZM237 210H235V209H229L228 211H227V215L229 216V217H231V216H233V218L234 217H237V214H238V211ZM263 210V209H262ZM2 211V210H1ZM56 211H58V210H56ZM86 212V213H89L90 214V212ZM93 211V212H92ZM36 212V211H35ZM38 212H40L39 210L37 211V214H38ZM83 214H82V213ZM240 212V211H239ZM52 213V212H51ZM59 213V212H58ZM63 213V212H62ZM62 213L60 214V215H62ZM66 213V214H67ZM241 213H242V215H243V210L241 211ZM45 214V213H44ZM72 214H70V215H72ZM75 215L73 216L74 218H75V216H78L77 214H76V212L74 213ZM88 214V215H89ZM102 214H103V216H104V219L105 220H102L103 219V217H101L102 216ZM59 215V214H58ZM64 215V214H63ZM85 215V216H84ZM101 215V216H100ZM108 215H109V213H108ZM175 215H177V214H173V215H171V216H169V218H166L165 220H163L162 222L161 221H159V225L157 226V232H158V238L156 237V241H155V243H156V246H155V251L158 249V250H164L165 251V246L167 245V248H170L169 246H168V244L171 242L170 240H172V237H173V233H172V231L168 228V226L169 225H171L172 224V218H173V216H175ZM45 216V215H44ZM55 216V215H54ZM239 216H240V213H239ZM238 216V217H239ZM41 217V216H40ZM67 217V216H66ZM66 217H64V218H66ZM70 217V216H69ZM90 217H92V216H90ZM147 217L148 218H150L151 217V215L150 214H148L147 213ZM216 217V216H215ZM215 217H214V219H215ZM219 217H222V216H219ZM45 218V217H44ZM50 218V217H49ZM59 218V217H58ZM85 218H87L86 220H85ZM96 218V219H95ZM63 219V218H62ZM82 219V220H81ZM93 219V218H92ZM91 218H90V224H91V220H92ZM218 219H222V218H218ZM45 220V219H44ZM60 220V219H59ZM76 220V219H75ZM75 220H73L71 223L73 224V222L74 223H76L75 222ZM78 220V219H77ZM76 220V221H77ZM94 220H92V221H94ZM257 220V219H256ZM42 221V220H41ZM45 221H48V220H45ZM51 221H53V220H51ZM56 221V220H55ZM58 221V220H57ZM70 221V220H69ZM89 221V220H88ZM201 221H204L203 219H201ZM52 223V222H51ZM50 223V225H49V222H48V227L49 226H53V225H56V224H51ZM55 223V222H54ZM82 223V222H81ZM87 223H89V222H87ZM86 223V224H87ZM94 223V225H96L95 224V222H93ZM92 223V224H93ZM100 223L97 225V226H99L100 225ZM105 223V222H104ZM261 223H263L262 222V220H261ZM85 224V223H84ZM85 224V225H86ZM103 224V223H102ZM102 224H101V226H102ZM262 225V224H261ZM42 226V225H41ZM61 226V225H60ZM66 226H68V225H66ZM69 226H70V224H69ZM74 226H75V224L73 225V227H72V225H71V227L72 228H74ZM93 226V225H92ZM107 226V225H106ZM263 226V225H262ZM51 227H49V229H51ZM64 227V226H63ZM85 227V226H84ZM89 227V226H88ZM104 227V226H103ZM242 227H247L249 230H250V232H252L253 234H251V233H245L243 230H238V236L237 237H235V241L234 242H232L231 240H228V244L227 245H225V246H227L226 248H229V247H231L232 249H234V250H236V251H239V248L242 246L243 247V249L245 250V254H243L242 256H241V261L240 262H238L239 264H264V254L263 255H261V252H260V249H261V246L262 245H264V238H263V235L261 234V232L259 231V228H258V226H256L255 225V223H252L251 221H248L246 218H244L243 219V222H242ZM77 227H75V229H76ZM100 228V227H99ZM140 228H142V229H144V225H142ZM194 228H197L196 226H194ZM263 228V227H262ZM52 229H54V226L52 227ZM62 229V228H61ZM64 229V228H63ZM102 230V229H101ZM53 231H55V230H53ZM64 231V230H63ZM73 231V230H72ZM57 232V231H56ZM52 233H54V232H52ZM71 233H73V232H71ZM190 233H191V231H190ZM61 234H62V232H61ZM71 236V235H70ZM104 236V235H103ZM102 236V237H103ZM65 237H67V236H65ZM74 237V236H73ZM171 237V238H170ZM56 239H57V237H55ZM100 239V238H99ZM103 239V238H102ZM168 239V240H167ZM66 240V239H65ZM104 240V239H103ZM102 240V241H103ZM201 240H203V241H198V246H200V247H202L203 248V252H202V254L205 256V255H208V256H213V257H217V258H214L213 259V262H218V264H228V262L229 261H225L224 259H221L220 257H219V255H218V252H217V244H219V242H217L218 240L217 239H214V240H208V238H201ZM217 240V241H216ZM52 241V240H51ZM50 241V242H51ZM102 241H101V243H102ZM109 241V240H108ZM125 239H124V241H121L120 243H124V244H119L118 242H116L117 244H118V248H119V252L120 253H125V252H127L130 256H131V254H132V252H134L135 251V248L133 247V245H134V242L133 241H130V238H129V240H127L128 242H126L125 243ZM168 241H170L169 243H168ZM191 241V240H190ZM73 242V241H72ZM75 242V241H74ZM112 242V241H111ZM110 242V243H111ZM173 242H174V240H173ZM257 243V245H255V246H253L254 245V243ZM77 243V242H76ZM98 243V242H97ZM96 244V243H95ZM104 244V243H103ZM106 244V243H105ZM176 244V243H175ZM64 245V244H63ZM70 245V244H69ZM107 245H109V243L107 244ZM107 245H105V246H107ZM111 245V244H110ZM108 246V248L109 247H111V246ZM130 245V246H129ZM153 245V244H152ZM178 245V244H177ZM177 245H176V248H177ZM224 245V244H223ZM100 247H102L101 245H99ZM124 246H125V248H124ZM193 246V245H192ZM195 246V245H194ZM193 246V247H194ZM59 247V246H58ZM161 247H165L164 249H162ZM64 248V247H63ZM103 248V247H102ZM101 248V249H102ZM126 248H129V249H126ZM150 248V247H149ZM154 248V247H153ZM157 248V249H156ZM167 248H166V250H167ZM175 248V249H176ZM56 249H58V248H56ZM65 249H66V247H65ZM105 249V248H104ZM107 249V248H106ZM133 249V250H132ZM171 250H172V247L170 248ZM194 249V248H193ZM64 250V249H63ZM111 250H116V249H111ZM125 250H128V251H125ZM154 250V249H153ZM157 250V251H158ZM161 250L160 251H158V253H160L161 252ZM108 251L110 252V253H108ZM108 251L106 252L107 254H111V255H107L108 256V258H109V262H111L110 261V258H111V256L112 257H114L116 254V252L113 254V251H110V248L108 249ZM124 251V252H123ZM164 251H163V253L162 254H160V256H161V259H162V257H164L165 258V256H167L168 254L170 255V256H172V254L173 253H171L170 254V252H168V251H170V250H168V251H165V253H164ZM196 251V250H195ZM152 252V251H151ZM168 252V253H167ZM171 252H174V249H173V251H171ZM63 253V252H62ZM98 253V252H97ZM101 253V252H100ZM103 253V252H102ZM119 253V255H121ZM135 253V252H134ZM133 253V254H134ZM154 253V252H153ZM153 253H151L153 256H156L157 257V255L159 256V254H157V253H155L156 255H154ZM166 253H167V255H166ZM163 254H165V256L163 255ZM63 255H64V253H63ZM103 255V254H102ZM101 255V256H102ZM125 255V254H124ZM148 255L149 254H147V257H148ZM227 255H228V253H227ZM98 256V255H97ZM106 255H105V257H107ZM117 256V255H116ZM142 256H144V255H142ZM151 256V255H150ZM152 256V259L154 258ZM159 256V257H160ZM99 257V256H98ZM126 257H128L129 258V256L126 254L125 256H123L122 258H126ZM146 257V256H145ZM144 257V261H145V258ZM159 257H157V259H156V261H157V263H158V258ZM104 258V257H103ZM107 258V259H108ZM118 258V257H117ZM120 258H121V256H120ZM151 257H149V258H147V259H150ZM101 259V258H100ZM107 259H105L106 261H107ZM112 259H115V260H113V261H116V257L115 258H112ZM111 259V260H112ZM134 259V258H133ZM166 259V258H165ZM118 260V259H117ZM123 260V259H122ZM164 259H162V262H163V264H164V261H163ZM169 260V259H168ZM167 260V261H168ZM99 261V260H98ZM102 261V260H101ZM121 261V260H120ZM129 261H132V260H129ZM146 261H148V260H146ZM154 261H155V259H154ZM166 261V262H167ZM173 261V260H172ZM171 261V262H172ZM176 261V260H175ZM103 262H104V260H103ZM126 262V261H125ZM161 262V263H162ZM231 262H236V259L234 258V257H232L231 258ZM61 263V262H60ZM99 264H103L102 262L100 263V261L98 262ZM124 263V262H123ZM151 264V263H153L152 261L151 262H146V264ZM156 263V262H155ZM155 263H153V264H155ZM175 263V262H174ZM178 263V262H177ZM180 263V262H179ZM192 263V262H191ZM62 264V263H61ZM130 264H132L131 262H130ZM166 264V263H165ZM193 264V263H192Z\"/></svg>",
    "mask_w": 264,
    "mask_h": 264
}]
</instances>
